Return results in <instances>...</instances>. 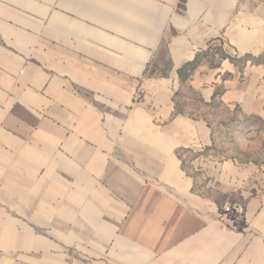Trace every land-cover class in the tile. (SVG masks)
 Instances as JSON below:
<instances>
[{
  "label": "crops",
  "instance_id": "1",
  "mask_svg": "<svg viewBox=\"0 0 264 264\" xmlns=\"http://www.w3.org/2000/svg\"><path fill=\"white\" fill-rule=\"evenodd\" d=\"M0 264H264V0H0Z\"/></svg>",
  "mask_w": 264,
  "mask_h": 264
},
{
  "label": "rangeland",
  "instance_id": "2",
  "mask_svg": "<svg viewBox=\"0 0 264 264\" xmlns=\"http://www.w3.org/2000/svg\"><path fill=\"white\" fill-rule=\"evenodd\" d=\"M219 111L222 115L221 119H226L225 111L221 109L215 110L216 113ZM212 126L215 128L217 148L224 157H227L230 151L231 154H235L236 158L243 160L252 159L256 158L258 151L263 149L262 146L258 145L257 141L249 139L246 135L247 132L242 131L243 129L240 127L239 129L235 125L227 127L225 122L214 123Z\"/></svg>",
  "mask_w": 264,
  "mask_h": 264
},
{
  "label": "built area",
  "instance_id": "3",
  "mask_svg": "<svg viewBox=\"0 0 264 264\" xmlns=\"http://www.w3.org/2000/svg\"><path fill=\"white\" fill-rule=\"evenodd\" d=\"M225 210H227V211H234V212H241L242 205L239 204V203H237V204H234V205L225 207Z\"/></svg>",
  "mask_w": 264,
  "mask_h": 264
}]
</instances>
